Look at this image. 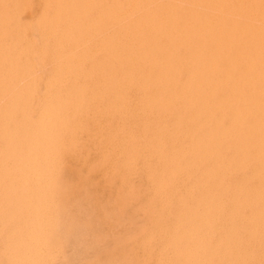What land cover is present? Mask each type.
Wrapping results in <instances>:
<instances>
[{
  "label": "bare ground",
  "instance_id": "6f19581e",
  "mask_svg": "<svg viewBox=\"0 0 264 264\" xmlns=\"http://www.w3.org/2000/svg\"><path fill=\"white\" fill-rule=\"evenodd\" d=\"M31 1L0 0V226L11 225L2 232V264H53L58 236L75 234L73 219L63 228L68 203L57 173L65 156L77 155V115L94 99L96 113L111 115L109 135L94 152L109 154L99 161L100 176L115 166L109 177L120 196L133 190L135 171L143 175L135 205L148 214L138 211L145 229L132 248L160 237L153 251L148 246L155 264H218L256 243L263 259L264 0ZM39 57L49 67L43 78L34 72ZM107 200H98L103 210ZM169 202L172 212L164 210Z\"/></svg>",
  "mask_w": 264,
  "mask_h": 264
},
{
  "label": "rangeland",
  "instance_id": "374dc122",
  "mask_svg": "<svg viewBox=\"0 0 264 264\" xmlns=\"http://www.w3.org/2000/svg\"><path fill=\"white\" fill-rule=\"evenodd\" d=\"M30 1V0H29ZM36 1V0H35ZM32 5H34V1L32 0L31 2H30ZM24 16L22 15V18H23ZM45 57V56H44ZM42 59V61H41V59ZM46 58V57H45ZM45 58H43V57H39V58H37L38 60H36L35 61V69H34V72H35V74L39 77V78H43L44 76H45V74H47V72L49 73V69H47V68H49V67H47L44 63H46L45 61H46V59ZM45 59V60H44ZM40 60V61H39ZM44 61V63H43V65H41L42 63L41 62H43ZM37 63V64H36ZM40 64V65H39ZM38 66V67H37ZM43 66V67H42ZM38 68V69H37ZM40 68L41 69H43V71L42 70H40ZM45 68V69H44ZM41 72H40V71ZM46 70H47V72H46ZM45 71V72H44ZM43 75H42V74ZM41 75V76H40ZM98 105V100L97 99H94V101L90 104V108H91V110H87L88 112V114L87 113H85V112H83V111H85V110H83V111H81V114H78L77 116H78V119H79V121H80V127L77 129V131L75 132V135H76V142H77V149H76V147H74V151H73V155L74 154H77V155H75V156H73V158H71V156H65L64 158H63V160H62V166L61 167H59V169H58V173H57V175H58V180H60V182H59V188H61V190H60V192L61 191H64L63 192V196L62 197H64V203L65 202H67L66 204H67V208H66V210H64L63 211V209L61 210V208L59 209V210H61V212L62 213H64V214H61V212L60 211H58L57 212V214H61V215H67V216H69V217H67V216H65V220L64 221H66V222H63V228L64 229H67L69 226H70V224H71V226H70V228H68V229H71L72 227H73V232L75 231V234L73 233V234H70L69 236L68 235H65V236H63L62 234L61 235H59L58 237L61 239V240H58V242H57V244L61 247H59V249H58V254H57V257H56V259H55V261L54 262H52L53 264H103V263H108L110 260H111V258H112V262H113V260H117V263H120V264H125V262H126V264H131V263H137V264H147L148 262L150 263L151 261H152V264L154 263L155 264V262H154V260H152V258L154 259L155 257H154V255L153 254H151V255H147V252H148V246L150 247V249L153 251L156 247H157V245H158V243H160L161 242V238L159 237V238H156V240H152L151 241V243H149V244H147L146 246H145V248L144 249H142V250H136L135 248H132V247H134L133 246V240L136 238V236H135V234H138V236L139 235H141L142 233H140V232H143L144 231V229L145 228H143V223H142V221H141V217L139 218L138 217V214H140L139 212H141L142 214L144 213V215H142V216H145V214H148V212L146 213L145 212V210H144V208H142V211L140 210L141 209V207H139V206H136L135 204H136V202L138 201V196L140 197L141 195H142V192L140 191L139 192V190H137L138 188H140L141 187V185L143 184V175L142 174H140V172L139 171H135V173L133 174V178H132V182H133V187L135 188H132L133 190H130V191H134V193H132V192H130L129 191V193H130V195H129V193L128 194H123V195H120L121 196V198H120V196H119V194L120 193H118V192H116V188H115V190L113 191V188H114V186H115V183L112 181V179H111V177L113 176V174H115L114 172L116 171L115 170V166H113V169H111V171L109 170V171H107V173H106V175L105 176H100V170H99V161H100V164L102 163V161L103 162H105V160L107 161V157H109V154L108 155H104V156H102V157H100V158H97V156L95 155V151H96V148H97V146L98 145H100V144H103L104 143V141H106V139H107V136L109 135V130H110V128H111V119H110V114L108 113V112H100V113H96L95 111H94V109H92V108H95L96 106ZM83 112V113H82ZM103 114V115H102ZM97 116H98V118H97ZM105 116H106V118H105ZM109 116V117H108ZM102 118V119H101ZM108 119H110V120H108ZM84 123H83V122ZM106 121V122H105ZM134 121V120H133ZM82 124V125H81ZM83 124H84V126H83ZM90 125V126H89ZM87 126L90 128H87ZM84 127V128H83ZM88 129V130H86V128ZM105 128H106V131H105ZM84 129V130H83ZM86 130V131H85ZM85 131V132H84ZM83 134V135H82ZM105 137H104V136ZM80 136V137H79ZM84 136V137H83ZM96 136H97V138H96ZM104 138V139H103ZM81 139L82 140H84V142L83 141H81ZM103 139V140H102ZM79 140H80V142H79ZM82 142L84 143V144H82ZM80 143V144H79ZM97 143V144H96ZM79 144V145H78ZM79 146H80V148H79ZM86 146H88V147H86ZM90 147H91V152H90ZM95 149V150H94ZM78 150V151H77ZM82 151V152H81ZM76 152V153H75ZM80 152V153H79ZM90 152V153H89ZM89 153V154H88ZM87 154L89 155L88 156V159H87ZM76 157V158H75ZM105 157V159H103ZM69 159V160H68ZM72 159V160H71ZM101 159V160H100ZM103 159V160H102ZM77 160H79V161H77ZM86 160V161H85ZM90 160V161H89ZM81 161H83V162H81ZM84 162H85V164H84ZM92 162V163H91ZM97 162H98V164H97ZM67 163V164H66ZM95 164V165H94ZM94 167H93V166ZM92 166V167H91ZM98 166V167H97ZM64 167H66V169L64 168ZM68 167V168H67ZM75 167H79L78 169L76 168H73ZM97 167V168H96ZM62 168V170L60 171V169ZM70 168V169H69ZM72 168V169H71ZM93 168V169H92ZM96 168V169H95ZM67 169H69L68 171H67ZM74 170H77L76 172H77V174L79 173V176L75 173V171L73 172ZM96 170V171H95ZM70 171V172H69ZM72 171V172H71ZM90 171V172H89ZM94 171V172H93ZM67 172L69 173V175L67 174ZM87 172L89 173V174H87ZM139 172V173H138ZM61 173V174H60ZM72 173V174H71ZM136 173H138V175L139 176H137V174ZM75 174H76V177H78V178H76V177H74L75 176ZM82 175V176H81ZM89 175V176H88ZM108 175V176H107ZM140 175H141V178H140ZM106 176H107V178H106ZM109 176H111V177H109ZM67 177V178H66ZM68 177H69V179H68ZM59 178H61V179H59ZM63 178V179H62ZM74 178V179H73ZM94 178V179H93ZM109 178V179H108ZM88 179L90 180V183L92 184V186H90L91 184H89V182L87 183V181H88ZM107 181H106V180ZM66 180V183H64V181ZM74 180L75 181H77V182H75V184H73L74 183ZM86 180V181H85ZM91 180H93V181H91ZM109 180V181H108ZM63 181V182H62ZM67 181H69V182H67ZM70 181H72L71 183H70ZM84 181V182H83ZM98 181V182H97ZM94 182V183H93ZM60 183H64L63 185L66 187H64V186H62V184H60ZM68 183H70L69 184V186H71L70 187V189H67V186H66V184L68 185ZM79 183V184H78ZM82 183H85V186L82 184ZM87 183V184H86ZM98 183L100 184V185H98ZM110 183V184H109ZM83 186H82V185ZM89 184V185H88ZM102 184V185H101ZM106 184H108V185H106ZM88 185V186H87ZM94 185V186H93ZM104 185H105V187H104ZM69 186H68V188H69ZM78 186V187H77ZM86 186H87V188H86ZM91 187V189L90 188H88V187ZM96 186V187H95ZM107 186H109V187H107ZM113 186V188H111ZM137 186V187H136ZM62 187H64L63 189H62ZM82 187V188H81ZM83 187H84V189H83ZM95 187V188H94ZM93 188V189H92ZM98 188V189H97ZM108 190V191H106V189ZM111 188V189H110ZM79 189L81 190V189H83V191H87V189H88V191H90V192H93L94 190L95 191H97V192H95V193H93V194H95L94 195V199H95V197H96V199H95V204H94V201L92 202L91 200H93L92 199V197L90 196L91 194H90V192H84L83 193V191L81 192V191H79ZM97 189V190H96ZM105 189V191H103ZM93 190V191H92ZM137 190V191H136ZM66 191H68L67 193H66ZM72 192V193H70V192ZM75 191V192H74ZM111 191V192H110ZM106 193L105 195H104V193ZM115 192V193H114ZM79 193H81V195H82V197H81V195L79 194ZM89 193L90 195H88V198H87V194ZM96 193H98V194H96ZM108 193H111V194H108ZM114 193V196L112 195ZM60 194V193H59ZM68 194V195H67ZM75 194H77V195H75ZM84 194H85V197H83L84 196ZM92 194V195H93ZM133 194H135V197H133L134 195ZM140 194V195H139ZM110 195V196H109ZM66 196H67V199H69V200H67L66 199ZM77 196H79L78 198H76ZM89 196H90V198H89ZM98 196V197H97ZM102 196V197H101ZM109 196V197H108ZM112 196V197H111ZM118 196V197H117ZM132 197L131 199L133 200L134 198V201H132L130 198H126V197ZM69 197V198H68ZM72 197V199H70ZM73 197L74 198H76V199H73ZM117 198V199H115V198ZM124 197L126 198V199H124ZM82 198V199H81ZM84 198H87L86 200H83ZM99 198V199H98ZM101 198H102V200L103 199H105V202H106V200L108 201V203H106V204H109V206L107 205V206H105L104 207V210H103V206H104V203H102V202H99V201H102L101 200ZM78 199V200H77ZM81 200V202H80V200ZM99 201H98V200ZM111 199H113V200H111ZM124 199V200H123ZM137 199V200H136ZM71 200V201H70ZM83 200V201H82ZM117 200V201H116ZM127 200V201H126ZM69 201V202H68ZM73 201H75V202H73ZM76 201H77V204H75L76 205V207H75V205H74V203H76ZM88 202V203H85L87 206H85L84 205V203L83 202ZM91 201V202H90ZM116 201V202H115ZM128 201H130V202H128ZM61 202V203H60ZM59 203L60 204H62V201H60ZM98 202V203H97ZM125 202H127V204L125 203ZM132 202V203H131ZM71 203V204H70ZM73 203V204H72ZM103 204V206H102V208L100 207L102 204ZM111 203V204H110ZM131 203V204H130ZM90 204H92L91 206H90ZM105 204V205H106ZM124 204V205H123ZM173 205L171 202H169V204H167L166 206H165V208H164V210H168V211H173L174 210V208H173V206H171V205ZM70 205H71V207L72 206H74V207H70ZM89 205V206H88ZM95 205L97 206L95 209H97V211L94 209V207H95ZM133 208V206L132 205H134V207L135 208H131L130 206ZM82 206V207H81ZM83 206H84V208H83ZM110 206H114V209H115V207L117 206V208L114 210V209H112V210H114V212L111 210V212H112V214H111V217L110 218H108L107 219V216L108 215H105V217L106 218H104V211H105V209L108 207L109 209H110ZM127 206V207H126ZM128 207H130L131 209H129V211L130 212H127L128 211ZM72 209V210H70V212L71 211H73L72 213H69V210H68V212H66L65 213V211H67V209ZM89 208V209H88ZM94 210V212L91 210ZM98 208H99V210H100V208H101V210H100V212H99V210H98ZM120 208V209H119ZM124 208V209H123ZM138 208V209H137ZM118 209H119V211H118ZM127 209V210H126ZM87 210V211H86ZM103 210V213L101 212ZM121 210H123V211H121ZM144 210V211H143ZM86 211V212H85ZM110 211V210H109ZM121 211V212H120ZM124 211H125V213H124ZM139 211V212H138ZM146 211H148V210H146ZM115 212H117V213H115ZM88 213L90 214L91 213V217L94 219H92V218H90V216H88ZM95 213H96V216H95ZM97 213L98 214H100V216L99 215H97ZM114 213L115 214H117L115 217H114ZM134 213V214H133ZM58 215L59 217H61V215ZM71 214V215H70ZM72 214H74V215H72ZM77 214H79L80 216H78ZM86 214V215H85ZM119 214V215H118ZM124 214H126V215H124ZM129 214V215H128ZM135 214H137L136 216H135ZM102 215V216H101ZM124 218H122L121 216ZM73 218H72V217ZM112 216H113V219H111L112 218ZM125 216H127V217H125ZM131 216H134L133 218L131 217ZM97 217V218H96ZM100 219H99V218ZM102 217L104 218V221H102L103 219H102ZM109 217V216H108ZM117 217V218H116ZM118 217H120L121 218V220L118 218ZM135 217H137V218H135ZM67 218V219H66ZM69 218H70V220H69ZM75 218L77 219L78 218V221H76L75 220ZM84 218V219H83ZM85 218H86V220H85ZM90 218V219H89ZM116 218V219H115ZM63 219V218H62ZM73 219V220H72ZM81 221H80V220ZM92 219V221H90ZM96 219H98V222H96ZM102 219V220H101ZM105 219L106 220H108L109 222V225L110 224H113V222L112 221H116V223H117V225H115V222H114V228H108V230L110 231H108V230H104L106 227H108L109 225H108V223L106 222L105 223ZM135 221H134V220ZM139 219V220H138ZM72 220V222L71 223H69V225H68V221L70 222ZM75 220V221H74ZM102 222H101V221ZM111 220V221H110ZM120 221L119 222V224H118V221ZM123 220H125V221H123ZM96 222V226H94V224H95V222ZM133 221H134V223H133ZM74 222V223H73ZM77 223V225H76V223ZM82 222H83V224H82ZM90 222H92V223H90ZM78 223H80V224H78ZM94 223V224H93ZM98 223V224H97ZM100 223H102V224H104V228L103 227H101V225H100ZM122 223H124L125 225H123ZM127 223V224H126ZM67 225V228L65 227L66 225ZM74 224V225H73ZM85 224H87L86 226H85ZM90 224V225H89ZM92 224H93V226H92ZM122 224V226H119V225H121ZM131 224V225H130ZM143 224V225H142ZM8 226V228L11 226L10 224H7ZM79 225V226H78ZM80 225H81V227H80ZM98 225H100V227H98ZM108 225V226H107ZM137 225V226H136ZM142 225V226H141ZM6 225H4V226H0V234L3 232L4 233V231L7 229V227H5ZM61 226H62V224H61ZM86 228H85V227ZM88 226H91V227H88ZM119 227V228H121V230L119 229V228H117V227ZM129 226V227H128ZM142 228H141V227ZM1 227H2V229H1ZM79 227L80 228H82V229H79ZM92 227L94 228V230L92 229ZM125 227V228H124ZM144 227H145V225H144ZM78 229V230H74V229ZM88 228H90V229H88ZM102 228V229H101ZM135 228V229H134ZM139 230H138V229ZM5 229V230H4ZM101 229V230H100ZM107 229V228H106ZM112 229V230H111ZM113 229H114V231H113ZM122 229H124V231L123 232H121L122 231ZM137 229V230H136ZM80 230H82V231H80ZM88 230V231H87ZM95 230H96V234H93V233H95ZM103 230H104V232H103ZM115 230H118V231H115ZM80 231V232H79ZM93 231V232H92ZM105 231H107V233L105 232ZM130 231V233L128 234V232ZM133 231V232H132ZM87 232H89V233H86ZM98 232L102 235V236H100V234H98ZM114 232V233H113ZM116 232H118V233H116ZM132 232V233H131ZM3 233H2V235H1V237H0V240H1V242H0V246H1V244H2V239H4V237H3ZM84 233V234H83ZM90 233H92L93 235H95V236H93L92 234L90 235ZM110 233H111V235H110ZM121 233V234H120ZM123 233H125V234H123ZM78 234V235H77ZM114 234V236L112 237V235ZM123 234V235H122ZM72 235V239L70 238V236ZM80 235V236H79ZM86 235H88V237H89V239H93L92 241H89V239H88V237L86 236ZM99 235V236H98ZM106 235V237H104ZM61 236L64 238H61ZM73 236H79L78 238H74ZM83 236V237H82ZM92 236V237H91ZM108 236H109V238H108ZM123 236V238H121ZM128 236V237H127ZM135 236V237H134ZM68 237V238H67ZM81 237V238H80ZM85 237V238H84ZM117 237V238H116ZM68 239V240H66V239ZM70 238V239H69ZM86 240V242L84 241V239ZM87 238V239H86ZM98 238V239H97ZM100 238V239H99ZM103 239V241H102V239ZM113 238H115V239H113ZM120 238H121V240H120ZM127 238L129 239V240H127ZM81 239V240H80ZM83 239V240H82ZM96 239H97V241L98 242H95L96 241ZM110 240V241H108V240ZM120 241H122V242H120ZM127 240V241H125V240ZM132 239V240H131ZM63 240V241H62ZM100 240H101V242H100ZM107 242H109V243H107ZM112 240V241H111ZM114 240H115V243H113L114 242ZM124 240V241H123ZM64 241L66 242V243H64ZM70 241H73L72 243H74V244H71L70 243ZM76 241V242H75ZM79 241V242H78ZM80 241H82L81 243H80ZM118 241V242H117ZM129 241V242H128ZM86 244H85V243ZM93 242V243H92ZM120 242V244L118 245L117 243H119ZM124 242V243H123ZM127 242V243H126ZM62 243H63V245H64V247H63V245H62ZM87 243H90L89 245H87ZM100 243V244H99ZM102 243H104V245L102 246ZM107 243V244H106ZM123 243V244H122ZM261 244H264V241L263 242H260ZM61 244V245H60ZM68 244V245H67ZM78 244V246H76ZM95 244V245H94ZM98 244V247L100 246L101 247V249L102 250H99L100 249V247L98 248L96 245ZM106 244V245H105ZM112 244V245H111ZM116 244V245H115ZM71 245H72V247H71ZM75 245V246H74ZM114 245V246H113ZM82 246V247H81ZM86 248V250L84 249V247ZM87 246H89V247H87ZM93 246V248H95V247H97V248H95V249H98V250H95V249H93V248H91ZM106 247V248H103V247ZM108 246H110V248L111 247H113V248H111V250H110V248L108 247ZM118 246V247H117ZM251 246H253V248L251 249L252 250V252L251 253H247V254H245L244 252H243V248H242V246L241 247H239L238 248V250L237 251H235V252H228V254H229V256H228V254L226 255V256H224V261H223V259H221V262H218V264H231V261L233 262L232 264H234L235 262V264H243V262L241 261V258H243L244 260L246 259V263L244 262V264H264V255H262V257H263V259H261V256H260V254H262L261 253V249L259 248V251H257L258 250V247L256 246V243H253ZM62 247H63V251L62 250H60V249H62ZM116 247H117V249H116ZM256 247H257V249H256ZM87 248H89V250L87 249ZM121 248V249H120ZM129 248V249H128ZM132 249V251H131V249ZM71 249V250H70ZM78 249V250H77ZM80 249V250H79ZM93 250V251H91V250ZM105 249V250H104ZM113 249L115 250V251H113ZM82 250H84L83 252L84 253H82ZM109 250V251H108ZM117 250V251H116ZM127 250H128V252H127ZM62 251V252H61ZM76 251H77V253H76ZM90 251L92 252V253H90ZM97 251V252H96ZM101 253H100V252ZM110 251L112 252V253H110ZM131 251V252H130ZM62 254H61V253ZM64 252V253H63ZM87 252V253H86ZM100 253V255H99V253ZM119 252V253H118ZM133 252V253H132ZM240 252H242V253H240ZM247 252H249V250L247 251ZM107 253V254H106ZM128 253V254H127ZM239 253V254H238ZM68 254V255H67ZM78 254H80V255H82V254H84V255H82V257L80 258V255H78ZM86 254H89L88 255V258H86L87 257V255ZM96 254V255H95ZM103 254V255H102ZM129 254H130V256H129ZM237 254V255H236ZM250 254V255H249ZM257 254V255H256ZM60 255H61V257H60ZM77 255V256H76ZM99 255V256H98ZM105 255V257H103ZM112 255V256H111ZM115 255H117V257H119V258H117ZM120 255H124V256H126L127 255V259H126V257H121L120 258ZM239 255V256H238ZM244 255V256H243ZM246 255V256H245ZM84 256V257H83ZM96 256V257H95ZM102 257V259L101 258H99V257ZM111 256V257H110ZM133 256V257H132ZM135 256V257H134ZM251 256V257H250ZM254 256H256V257H254ZM0 261H2L0 264H2L4 261L2 260V256H1V254H0ZM75 257V258H74ZM93 257H94V259H96V260H91V259H93ZM98 257V258H97ZM152 257V258H151ZM245 257V258H244ZM78 258H79V260H78ZM103 258H105V259H103ZM107 258H109V259H107ZM115 258V259H114ZM125 258V259H124ZM248 258V259H247ZM251 258H253V260H254V262L252 261V259ZM255 258V259H254ZM82 259V260H81ZM90 259V260H89ZM100 259H101V261H100ZM121 259V260H120ZM129 259V260H128ZM133 259V260H132ZM150 259V260H149ZM235 259H237V260H235ZM242 259V260H243ZM87 262H85V261ZM88 260V261H87ZM98 260H99V262H98ZM106 261V262H103V261ZM135 260V261H134ZM138 262H137V261ZM144 260L146 261V262H144ZM227 260V261H226ZM229 260V261H228ZM239 260V261H238ZM250 260V262H248V261ZM64 261H66V262H64ZM79 261H81V262H79ZM84 261V262H83ZM90 261H92V262H90ZM97 261V262H96ZM119 261V262H118ZM130 261H132V262H130ZM134 261V262H133ZM88 262H90V263H88ZM103 262V263H102ZM129 262V263H128ZM209 262H213V264H215L216 263V261L215 260H209ZM224 262V263H223ZM239 262H242V263H239ZM148 263V264H149ZM151 264V263H150Z\"/></svg>",
  "mask_w": 264,
  "mask_h": 264
}]
</instances>
